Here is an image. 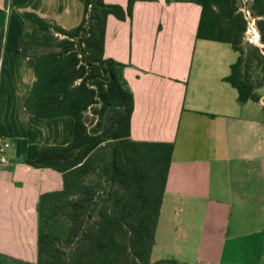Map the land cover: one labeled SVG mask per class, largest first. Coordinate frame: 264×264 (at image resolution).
I'll return each mask as SVG.
<instances>
[{
    "label": "crops",
    "instance_id": "crops-1",
    "mask_svg": "<svg viewBox=\"0 0 264 264\" xmlns=\"http://www.w3.org/2000/svg\"><path fill=\"white\" fill-rule=\"evenodd\" d=\"M26 10L70 29L84 5L0 0V140L11 143L9 164H0V264L36 263L40 195L61 188L62 175L26 159L73 135L71 116L45 119L25 107L37 78L35 59L17 52ZM200 14L194 2L153 0L137 1L127 20L108 19L106 57L126 64L134 94L132 137L175 144L152 260L264 264V87L260 102L240 105L223 80L238 55L228 53L223 68L213 49L196 56L206 44L196 38Z\"/></svg>",
    "mask_w": 264,
    "mask_h": 264
},
{
    "label": "trees",
    "instance_id": "trees-1",
    "mask_svg": "<svg viewBox=\"0 0 264 264\" xmlns=\"http://www.w3.org/2000/svg\"><path fill=\"white\" fill-rule=\"evenodd\" d=\"M80 1L83 18L70 29L24 11L26 30L18 40V54L37 64L27 111L74 120L68 144L41 145L26 159L62 175L61 188L40 195L35 264H180L152 260L175 144L132 137L135 99L123 77L126 64L106 57L109 16L127 20L137 1L153 0ZM180 1L201 6L197 39L228 43L238 53L223 78L237 102H260L264 0ZM253 20L258 43L248 39ZM3 42L4 31L0 54Z\"/></svg>",
    "mask_w": 264,
    "mask_h": 264
},
{
    "label": "rangeland",
    "instance_id": "rangeland-1",
    "mask_svg": "<svg viewBox=\"0 0 264 264\" xmlns=\"http://www.w3.org/2000/svg\"><path fill=\"white\" fill-rule=\"evenodd\" d=\"M197 40L199 41V43L205 42L206 44H204L202 46L200 44H198V50H197L196 56L198 58H207L208 59V50L213 49V50H215L214 51V54H215L214 58L216 59L217 66H219L220 68H223L225 66V63L228 59V53H232V55H236V56L238 55L237 52H235L234 50L231 49V46L228 43L203 40V39H197ZM202 49H204L205 51H202ZM209 52L211 54V51H209ZM199 55H201V56H199ZM209 58H211V55H209ZM262 92H264V90ZM255 103H257V102H252V105H255ZM256 106H257V104H256ZM0 255H1V253H0Z\"/></svg>",
    "mask_w": 264,
    "mask_h": 264
},
{
    "label": "built area",
    "instance_id": "built-area-1",
    "mask_svg": "<svg viewBox=\"0 0 264 264\" xmlns=\"http://www.w3.org/2000/svg\"><path fill=\"white\" fill-rule=\"evenodd\" d=\"M248 39L251 42H255V43L259 42V33L255 26L254 20L250 23V28L248 30ZM10 148H11V143L8 140L6 139L0 140V164L1 165L9 164L8 154H9Z\"/></svg>",
    "mask_w": 264,
    "mask_h": 264
}]
</instances>
